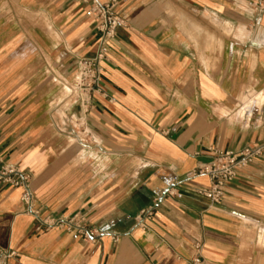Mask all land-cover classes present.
I'll use <instances>...</instances> for the list:
<instances>
[{
  "label": "crops",
  "instance_id": "1",
  "mask_svg": "<svg viewBox=\"0 0 264 264\" xmlns=\"http://www.w3.org/2000/svg\"><path fill=\"white\" fill-rule=\"evenodd\" d=\"M100 1L126 26L103 64L107 96L83 112L68 86L96 50L90 2L0 0V157L29 173L38 212L0 181V264H264V152L218 206L196 174L264 143L258 0ZM75 214L91 237L38 230Z\"/></svg>",
  "mask_w": 264,
  "mask_h": 264
},
{
  "label": "built area",
  "instance_id": "2",
  "mask_svg": "<svg viewBox=\"0 0 264 264\" xmlns=\"http://www.w3.org/2000/svg\"><path fill=\"white\" fill-rule=\"evenodd\" d=\"M90 2L89 13L97 22L99 36L96 50L92 56L82 57L77 62L76 73L69 83L70 96L83 112H88L93 106V98L106 97L107 93L103 84V64L108 60L111 43L117 36L118 29L126 26V21L114 9V3L101 2L100 0H84ZM256 10H264V0L253 3ZM83 131L86 132L84 129ZM264 143L258 145H246L238 151L219 152L209 163L200 167L196 174H208L211 184L207 188H201L198 193L207 197L212 206L222 203L227 187L234 180L237 171L243 167L255 163L263 154ZM0 181L12 187H22V201L26 209L38 216L34 209V196L30 188L29 173L11 165H4L0 157ZM153 214L152 209L145 210L139 218V225L144 226L145 220ZM38 230H47L54 226H64L68 230H76L85 237L93 234L83 225L82 216L75 214L71 217L39 219ZM199 248V247H198ZM11 254L6 253V256ZM191 264H207L199 255L194 257Z\"/></svg>",
  "mask_w": 264,
  "mask_h": 264
}]
</instances>
